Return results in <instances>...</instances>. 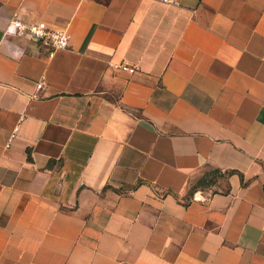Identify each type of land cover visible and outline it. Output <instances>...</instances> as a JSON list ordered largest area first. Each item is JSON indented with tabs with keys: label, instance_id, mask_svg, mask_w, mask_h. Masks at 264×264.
<instances>
[{
	"label": "crops",
	"instance_id": "crops-1",
	"mask_svg": "<svg viewBox=\"0 0 264 264\" xmlns=\"http://www.w3.org/2000/svg\"><path fill=\"white\" fill-rule=\"evenodd\" d=\"M173 1L0 0V264H264V0Z\"/></svg>",
	"mask_w": 264,
	"mask_h": 264
},
{
	"label": "built area",
	"instance_id": "built-area-1",
	"mask_svg": "<svg viewBox=\"0 0 264 264\" xmlns=\"http://www.w3.org/2000/svg\"><path fill=\"white\" fill-rule=\"evenodd\" d=\"M164 3L174 2L173 0H156ZM9 32L18 36H25L38 43L46 49L48 57H54L59 51L70 48L71 35L68 26L55 27L45 21L25 23L22 19H16L10 26ZM115 68H125L130 72H135V67L112 64ZM42 83L38 84V88Z\"/></svg>",
	"mask_w": 264,
	"mask_h": 264
}]
</instances>
